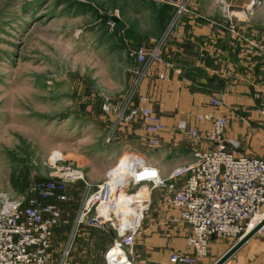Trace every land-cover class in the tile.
I'll return each mask as SVG.
<instances>
[{"label":"rangeland","instance_id":"obj_1","mask_svg":"<svg viewBox=\"0 0 264 264\" xmlns=\"http://www.w3.org/2000/svg\"><path fill=\"white\" fill-rule=\"evenodd\" d=\"M151 1L0 0V192L22 195L11 187L10 175L23 168L30 172V185L52 179L61 165L78 164L84 172V180L68 183L67 199L58 203L62 235L49 264H67L73 257L75 216L90 179L101 182L134 152L114 139L120 125L101 111L98 94L120 105L132 93L136 84L129 88L133 62L126 39L131 33L136 47L143 36L154 40L163 33ZM224 1L232 3L228 9L220 5L232 19L258 23V35L249 39L262 40L264 0ZM260 260L231 257L225 263Z\"/></svg>","mask_w":264,"mask_h":264},{"label":"built area","instance_id":"obj_2","mask_svg":"<svg viewBox=\"0 0 264 264\" xmlns=\"http://www.w3.org/2000/svg\"><path fill=\"white\" fill-rule=\"evenodd\" d=\"M152 1L174 8L171 24L188 11L189 0ZM242 13L246 16L245 11ZM245 40L256 55H264V37L260 41ZM161 45V38L152 39L133 48L129 55L146 68L160 61L158 77L164 78L170 63L161 59ZM133 92L120 105L99 92L100 109L104 114L114 115L116 126L140 120L148 145L157 147L165 126L147 97L140 96L138 104L132 103ZM209 103L213 107L220 105L216 98H210ZM257 112L264 125V107ZM195 120L207 126L199 130L186 120L177 123V129L185 136L207 143L206 148L194 151V161L174 168L163 177L156 166L132 153L122 167L118 160L105 179L93 188H86L75 225L111 228L115 232L105 252V264H133L132 249L149 209L152 189H165L166 203L178 213L175 221L189 226L185 239L187 250L171 252V264H200L209 253L212 239L237 241L264 218V159L239 153V143L225 139L226 117L207 112L197 114ZM52 175V179L35 181L26 194L17 198L0 192V264L50 263L55 228L62 221L57 203L67 199L68 183L84 180V172L78 164L61 165ZM251 222H254L252 227ZM125 228L128 231L120 235ZM262 230L264 225L258 232ZM261 263L264 264V251Z\"/></svg>","mask_w":264,"mask_h":264},{"label":"crops","instance_id":"obj_3","mask_svg":"<svg viewBox=\"0 0 264 264\" xmlns=\"http://www.w3.org/2000/svg\"><path fill=\"white\" fill-rule=\"evenodd\" d=\"M151 3L159 15L160 34L163 32L159 37L162 39L161 59L170 66L165 69V77L159 78L160 61L146 68L129 55L134 48L130 33L126 39V52L133 62L128 73L131 77L129 88L135 81L132 103L138 104L140 96L147 97L148 104L161 117L165 131L159 135V146L150 147L144 125L137 120L117 126L114 139L122 141L128 150L133 149L167 177L174 168L194 161V151L207 147V143L185 136L177 129V123L186 120L201 130L207 123H197L196 115L213 112L226 117L225 139L237 141L239 153L264 159V125L257 112L264 107V55H256L245 40L258 35V23L232 19L220 6L224 3L228 9L232 3L227 1L189 0L188 11L171 24L174 8L164 3ZM239 4L249 7L241 2L236 6ZM164 12L168 15L162 16ZM150 40L152 36H143L139 43L145 45ZM210 98L218 99L220 105L211 106ZM124 100L125 97L121 102ZM125 157L120 167L126 162L123 163ZM100 180L90 179L89 186L94 187ZM152 190L149 209L132 249L133 264H171V252L187 250L185 239L189 226L174 223L178 213L166 203L165 189ZM60 230L61 225L55 228L54 251L61 240ZM113 238L111 228L102 230L75 225L73 257H69L67 264H105V252ZM233 243L231 239H212L209 253L200 264L209 260L215 262ZM263 251L264 230L253 235L231 257L239 260L262 257Z\"/></svg>","mask_w":264,"mask_h":264},{"label":"water","instance_id":"obj_4","mask_svg":"<svg viewBox=\"0 0 264 264\" xmlns=\"http://www.w3.org/2000/svg\"><path fill=\"white\" fill-rule=\"evenodd\" d=\"M254 7V6H253ZM253 7H249L252 9ZM264 225V218L255 224L252 228L247 230L241 237L233 243V245L221 255L213 264H224L244 243H246L253 235H255ZM128 231V228H125L120 235H123Z\"/></svg>","mask_w":264,"mask_h":264},{"label":"trees","instance_id":"obj_5","mask_svg":"<svg viewBox=\"0 0 264 264\" xmlns=\"http://www.w3.org/2000/svg\"><path fill=\"white\" fill-rule=\"evenodd\" d=\"M167 15L168 14L164 12L162 16H167ZM30 183H31L30 172L27 168L19 169L10 175L11 187L16 192H18V194L25 193L29 189ZM57 205H59V204L57 203Z\"/></svg>","mask_w":264,"mask_h":264},{"label":"bare ground","instance_id":"obj_6","mask_svg":"<svg viewBox=\"0 0 264 264\" xmlns=\"http://www.w3.org/2000/svg\"><path fill=\"white\" fill-rule=\"evenodd\" d=\"M128 157L130 158L131 156H126L123 163L127 160ZM123 223L126 224L127 222H123ZM250 225H251L250 227H252L254 225V222H251Z\"/></svg>","mask_w":264,"mask_h":264}]
</instances>
